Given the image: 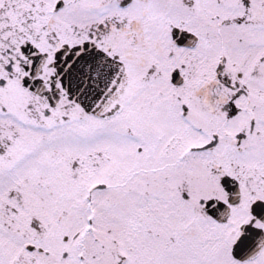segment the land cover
<instances>
[{
    "label": "snow or ice",
    "instance_id": "snow-or-ice-1",
    "mask_svg": "<svg viewBox=\"0 0 264 264\" xmlns=\"http://www.w3.org/2000/svg\"><path fill=\"white\" fill-rule=\"evenodd\" d=\"M0 264H264V0H0Z\"/></svg>",
    "mask_w": 264,
    "mask_h": 264
}]
</instances>
